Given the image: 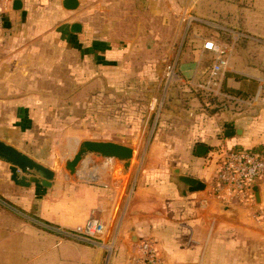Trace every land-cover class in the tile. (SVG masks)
Listing matches in <instances>:
<instances>
[{
	"label": "crops",
	"instance_id": "obj_1",
	"mask_svg": "<svg viewBox=\"0 0 264 264\" xmlns=\"http://www.w3.org/2000/svg\"><path fill=\"white\" fill-rule=\"evenodd\" d=\"M19 1L0 38V141L54 178L21 188L0 162V264H140L144 242L157 264H264V179L250 206L208 194L212 151L264 142L250 136L264 126L244 125L250 99L264 95V0L212 18L192 12L199 0ZM206 41L228 49L212 91ZM84 141L127 146L133 158L124 167L87 154L73 176L49 164ZM180 176L204 190L181 195ZM91 217L105 226L97 245L53 230Z\"/></svg>",
	"mask_w": 264,
	"mask_h": 264
},
{
	"label": "built area",
	"instance_id": "obj_2",
	"mask_svg": "<svg viewBox=\"0 0 264 264\" xmlns=\"http://www.w3.org/2000/svg\"><path fill=\"white\" fill-rule=\"evenodd\" d=\"M12 0H0V38L5 34L4 15L11 7ZM206 50L214 55L213 63L207 72L204 89L212 91L217 77L227 66L222 46L212 41L204 44ZM217 169L210 184L208 194L221 201H234L250 206L254 201L253 187L264 179V146L255 148L219 147L212 151ZM64 238L84 241L97 245L105 232L104 224L96 218H88L72 229H53ZM142 257L140 264H157L155 249L148 242L140 245Z\"/></svg>",
	"mask_w": 264,
	"mask_h": 264
},
{
	"label": "water",
	"instance_id": "obj_3",
	"mask_svg": "<svg viewBox=\"0 0 264 264\" xmlns=\"http://www.w3.org/2000/svg\"><path fill=\"white\" fill-rule=\"evenodd\" d=\"M13 8L18 9L20 1H13ZM62 6L66 10H74L78 6L77 0H63ZM78 25L72 27V31H76ZM225 137H232L240 135V129L225 128L223 130ZM208 148L203 144L195 146L194 153L199 157H204ZM87 154L98 155L102 158L114 159L123 163L124 167H128L133 158V150L127 146L113 143V142H100V141H84L81 142L73 157L66 160L64 169L69 175H75L77 167ZM0 162L8 165L10 177L9 180L18 187L29 188L32 184L40 185L43 188H50L54 173L47 167L37 163L30 157L17 151L13 147L0 141ZM178 185L181 195L186 192L193 193L203 191L205 185L194 178L180 176L174 179ZM253 193L257 202H259V195L257 185L253 187Z\"/></svg>",
	"mask_w": 264,
	"mask_h": 264
},
{
	"label": "rangeland",
	"instance_id": "obj_4",
	"mask_svg": "<svg viewBox=\"0 0 264 264\" xmlns=\"http://www.w3.org/2000/svg\"><path fill=\"white\" fill-rule=\"evenodd\" d=\"M198 1V0H197ZM253 1L251 0H199L198 3L195 4V7L192 9V12H196L199 15L202 16H208V17H213V14H217L219 12H222L224 14H226L227 16H229V12H230V3L231 4H235L237 5V11L239 12L240 10H242V8L247 7L248 4L252 3ZM255 3V2H254ZM228 4V5H226ZM261 3L259 2L258 5L255 3L253 5V9L255 10L254 12L256 14H261L263 13L261 10L258 11V9L261 8ZM232 5V7H233ZM192 15V13H187ZM195 16V15H194ZM194 16L190 17V19L195 18ZM203 22L206 23V26H208L211 30L214 28V22L212 19H208L205 17H202ZM213 31V30H212ZM224 51L226 52L228 49L224 48ZM259 95V94H258ZM247 108L244 109L245 110V114L247 117V121H245L244 125L246 127L249 128H253L255 123L259 126L262 127L264 126V95L261 94L259 96H255L250 99L249 104L246 106ZM256 135L253 133V131L251 132L250 136H252L253 138H257L260 139L261 141L264 139H261L262 136H264V130L262 129H256ZM264 142H258L257 145H261L259 147H263ZM68 149H70V155L73 156L74 154V148L75 145L73 143H71V145L67 146ZM60 151L56 152L55 155L59 156ZM65 154V152L63 153V155ZM49 164H53V166H55L56 164L58 165H64V160L62 159H56L55 161H48ZM82 163V161H81ZM80 163V164H81Z\"/></svg>",
	"mask_w": 264,
	"mask_h": 264
},
{
	"label": "trees",
	"instance_id": "obj_5",
	"mask_svg": "<svg viewBox=\"0 0 264 264\" xmlns=\"http://www.w3.org/2000/svg\"><path fill=\"white\" fill-rule=\"evenodd\" d=\"M226 92L229 93V94H231V95H236V96L244 97V96L240 95L239 92H237V91L235 92L233 90H227Z\"/></svg>",
	"mask_w": 264,
	"mask_h": 264
}]
</instances>
